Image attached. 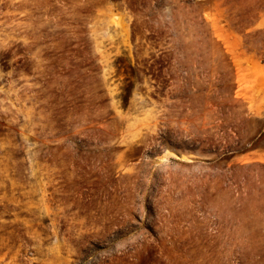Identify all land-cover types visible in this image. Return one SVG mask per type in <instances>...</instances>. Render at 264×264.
<instances>
[{
  "label": "rangeland",
  "instance_id": "1",
  "mask_svg": "<svg viewBox=\"0 0 264 264\" xmlns=\"http://www.w3.org/2000/svg\"><path fill=\"white\" fill-rule=\"evenodd\" d=\"M0 264H264V0H0Z\"/></svg>",
  "mask_w": 264,
  "mask_h": 264
},
{
  "label": "trees",
  "instance_id": "2",
  "mask_svg": "<svg viewBox=\"0 0 264 264\" xmlns=\"http://www.w3.org/2000/svg\"><path fill=\"white\" fill-rule=\"evenodd\" d=\"M234 152H236V151H234ZM239 151H237L236 153H238Z\"/></svg>",
  "mask_w": 264,
  "mask_h": 264
}]
</instances>
